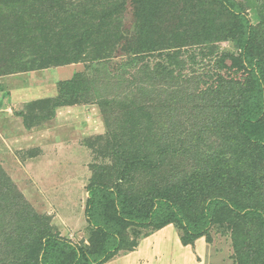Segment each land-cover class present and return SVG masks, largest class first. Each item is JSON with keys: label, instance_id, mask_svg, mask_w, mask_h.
<instances>
[{"label": "rangeland", "instance_id": "obj_1", "mask_svg": "<svg viewBox=\"0 0 264 264\" xmlns=\"http://www.w3.org/2000/svg\"><path fill=\"white\" fill-rule=\"evenodd\" d=\"M150 1L159 9L166 0ZM236 1L256 26L264 0ZM64 2L70 12L80 14L55 32H47L55 37L54 41L66 42L80 20L86 26L87 21H98L102 5L114 3L119 27L117 33L108 36L117 35L110 39L115 49L105 60L106 65L100 58L89 60V56L76 64L0 76V264H19L27 259V246L35 244L33 237H38L39 229L85 250L98 246V235L85 216L87 188L92 181L113 185L116 144L144 160L136 165L133 176L128 173L123 184L131 200L142 207L149 204L152 194L171 192L194 216L209 197L229 195L228 181L233 184L231 189L241 187L245 181L240 177L241 170H231L238 165H234L235 155L241 158L245 151L233 139L226 119H217L219 107L209 96L212 86L208 75L215 70L210 65L223 53L239 52L230 27L225 30V40L211 41L213 54L201 56L198 48L194 49L195 64L190 62L189 49L165 52L170 56L179 53L184 65L181 77L170 85L149 84L147 94L142 96L136 84H131L137 75L133 68L126 69L133 56L125 52V45L136 23L145 17L140 4L143 1ZM199 2L216 25L223 22V18L214 16L213 0ZM196 5H189L194 8V16L182 19L178 27L190 29L204 23L200 18L204 12L196 11ZM90 8L96 14H89ZM150 12V24L155 26L162 16L156 10ZM157 56L160 52L150 54L146 65L155 69L164 64ZM120 71L125 72L122 83L117 84L114 75ZM77 73L96 82L97 90L90 91L93 102L57 107L47 121L31 120L32 109L28 108L37 101L60 97V83L72 80ZM230 75L231 70L224 77ZM34 108L33 115L43 114L40 106ZM230 223L227 217L219 219L207 236L188 246L181 244L182 230L174 224L162 229L129 228L125 233L126 249L105 264H264V238L260 237L259 246L253 235L252 244L248 241L253 249H248L244 235L249 233L236 230Z\"/></svg>", "mask_w": 264, "mask_h": 264}, {"label": "trees", "instance_id": "obj_2", "mask_svg": "<svg viewBox=\"0 0 264 264\" xmlns=\"http://www.w3.org/2000/svg\"><path fill=\"white\" fill-rule=\"evenodd\" d=\"M142 1L140 4L145 17L136 23L125 45V52L133 56L126 69H134L137 76L131 84H136L142 96L147 94L149 84L170 85L181 77L184 65L179 53L170 56L165 52L189 49L190 62L195 64L194 49L198 48L201 56L213 54L211 41L225 40V30L233 31L239 46L238 54L220 55L210 65L211 70L215 69L213 74L207 75L209 86H212L209 94L211 101L222 111L216 117L226 119L233 139L245 151L241 158L235 155L234 165H238L231 169L241 170L240 177L245 181L235 189H231L233 184L228 181L229 195L209 197L194 216L173 198L171 192L152 194L149 204L142 207L131 200L123 184L128 173L133 176L136 165L144 160L116 144L113 147V185L92 181L87 188L85 216L98 235V246L85 250L57 234L43 233L44 229H39L38 237H33L35 244L27 246L28 258L19 264H105L126 249L125 233L129 228L162 229L174 224L182 230L181 244L188 246L207 236L211 227L225 217L231 219L230 224L236 230L245 229L249 233V236L244 235L248 249H253L250 246L253 235L255 244L261 245L260 237L264 238V6L259 9V23L253 26L236 0H213L216 7L214 16L223 18V22L216 25L199 0H171L170 5V1L166 0L159 9H156L158 6L155 4V7L153 1ZM195 2L198 4L196 11L204 12L200 16L204 23L190 29L184 25L178 27L182 19L194 16V8L189 5ZM151 9L162 16L155 26H151V17L148 16ZM100 10L98 21H87L89 25L86 26L80 20L72 36L60 43L47 32H55L80 14L75 10L70 12L64 0H0V76L76 64L83 58L86 61L89 56V60H108L115 49L110 39L117 36L111 37L108 33H117L119 27L114 18L117 8L113 3L112 6L102 5ZM89 14H96V10L90 8ZM229 19L233 22L228 23ZM203 49H207L206 54L202 52ZM153 52H160L157 57L164 62L155 69L145 62ZM229 70L232 75L225 78ZM124 72L114 75L117 84L122 83ZM104 74L107 77L108 74ZM102 79L108 81V78ZM59 86L60 97L37 101L28 108L29 111L32 109L29 113L31 120L47 121L57 107L89 104L93 102L90 91L97 90L96 82L84 73L75 74L72 80ZM35 106H40L42 115H33ZM261 188L262 192L259 193ZM135 245L132 242V248Z\"/></svg>", "mask_w": 264, "mask_h": 264}]
</instances>
